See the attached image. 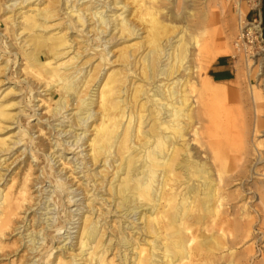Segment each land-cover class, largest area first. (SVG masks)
I'll return each mask as SVG.
<instances>
[{"label": "bare ground", "instance_id": "obj_1", "mask_svg": "<svg viewBox=\"0 0 264 264\" xmlns=\"http://www.w3.org/2000/svg\"><path fill=\"white\" fill-rule=\"evenodd\" d=\"M7 1L3 2V6L0 5L2 10L6 9L4 5ZM26 1L28 0H20L19 4ZM34 1L36 0L28 3ZM52 1L47 0L48 3ZM103 1L99 8L91 0H88L90 6L85 8L76 6L77 0L71 6L62 7V10L70 8L65 14L75 19V27V24L83 27L88 20H94L91 24L94 37L91 40L97 42L88 45L87 50L92 49L98 54L99 61L92 68L95 72L90 73L89 70L87 74L78 76L83 68L81 66L75 69L70 66L73 57L57 61L58 56L64 54L61 53L62 49L68 46L67 36L65 33L45 34L37 30L50 27L47 25L50 20L47 7L49 4L21 13L20 28L27 32L25 45L20 44L18 48L24 60L21 71L25 72V79L30 76L43 82L45 87L53 89L51 94L54 92V95H59L55 101L51 94L48 98L51 114H60L61 110L66 109L76 99L72 120L78 127L76 129L81 131L73 134L74 144L57 137V145L66 143V149L74 146L76 149L89 141L88 153L83 155L80 163L82 170L85 169L83 177L86 178V184L90 179L89 183L91 180L93 184L97 183L95 187L107 186L110 192L109 203L113 202L114 211L122 212L125 218L142 207H147L146 211L138 212L142 226L134 224L129 234L121 235L118 239L116 237L112 242L116 236L113 232L114 237H110L106 243V238L103 239L109 226L101 224L102 218L94 219L93 199L90 197L98 199L100 196L93 189L90 196L85 197L91 207L88 208L87 205L89 215L82 220L81 231H78V253L69 260H63L61 255H54L51 259L54 239L53 235L47 236L57 231L56 235L60 234L61 238L65 233V230L60 232L65 228L64 223L59 220L49 232L46 228L50 224L46 223L50 218L40 219V215L36 217V211H33L36 218H32L35 224L27 226L24 216L18 220L21 208L24 207L22 212L25 213L37 203L34 201L37 197H32L28 190L45 181L39 176H33L34 166L27 163L28 167L22 176L11 175L0 188V257L9 253V247L5 243L7 235L19 230L18 243L25 248L22 258L17 260L20 264H203L204 256L223 248L225 243H209L213 237L208 240L207 237L200 238L197 243L198 240L195 242L196 237L190 231L193 225L207 226L227 220L226 216L221 218L222 208L226 205V196L221 191L225 184L224 172L236 168L238 163L240 168L244 167L249 159L255 164L264 163V65L253 67L250 60L244 68L238 65L236 80L229 92L221 89L220 81L213 80L205 73L211 61L209 45L215 37L220 38L222 35L219 30V17L232 23L228 21L230 13L227 12L223 0L219 1V14L211 7L203 12L199 20L198 34L202 37L199 41L192 30L195 23L190 18V11L183 17L186 26H181L180 29L160 12L166 8L165 13L170 12L176 18L177 15L171 13L173 9L167 6V0H110L106 4ZM118 3L123 4L119 7ZM109 4H114V9L110 10L111 15L105 16L102 12ZM125 12L128 14L124 15ZM89 15L90 18L87 19ZM128 15L140 21V25L144 27V36L141 37L139 32L142 27L128 18ZM4 20L11 22L9 29L5 30L16 33L12 28L15 20H12L11 15H6ZM110 26L111 30H117L119 38L122 36L123 42L139 35L137 38L140 39L122 47L118 56L121 67L110 71L99 81V74L105 64L112 63H105L110 62V50L102 46L113 38L103 43L101 41ZM14 36L17 37V33ZM99 47L101 48L98 49ZM191 47H194L193 51L197 50L196 54L191 51ZM221 53L225 54L227 51L220 50L217 54ZM137 68L139 82L132 80L128 83L130 78L137 76ZM98 82L96 99L93 100L91 90ZM90 85L92 86L88 90ZM82 88L85 93L80 96ZM32 90V87L28 88L27 94ZM28 98L25 96V101H33V98ZM93 104L97 106L94 112L91 111ZM9 106L11 105L0 101V130L4 128L5 120L12 117L8 111ZM91 118V124L94 121L97 123L91 129L92 137L85 140V135L82 134L87 133L91 126L85 122ZM50 129L54 130L53 127ZM31 131L32 129L25 130L29 143L34 140L30 135ZM62 131L55 134L60 136ZM83 140L84 143H81ZM7 147L6 138H0V152L7 151ZM51 149L52 146L44 145L41 138L30 149L33 151L32 161H36L43 153L51 172L45 171L42 174L44 178H53L55 182L52 183L56 188L53 191L55 195L53 196L52 191L51 195L48 193L44 203L51 197L62 200V192L67 191L65 198L69 204L75 201V195L68 190L73 184L62 180L53 169L51 159L54 153ZM48 150L50 158L45 155ZM86 155L89 158L83 162ZM61 158L62 156L59 159ZM95 164L103 167L100 174L99 171H93V168L89 169L90 165ZM69 165L73 175L77 170L76 165L79 164L70 160ZM109 167H112L111 173L106 178ZM82 170L76 174L84 173ZM97 174L100 175L99 180L98 177L94 179ZM1 178L3 177L0 175V180ZM77 179L79 182L80 179ZM99 200L106 203V199ZM40 201L41 198L38 202L41 204ZM49 205L50 203L43 208L46 210L45 215L49 213ZM78 209L77 206L75 210ZM68 211L70 212L67 216L73 218L69 208ZM112 211L113 208L110 212ZM38 223L42 235L37 236L40 231L28 233L29 228L33 227L35 230ZM122 225L120 222V227ZM132 229L136 230L134 234ZM143 233L152 235V239L149 242L141 239L140 234ZM135 234H138L137 237ZM241 235V239L248 238L251 235L249 227H244ZM115 241L117 248L113 246ZM59 248L64 251L66 246ZM112 249L118 252L109 259L106 254H110ZM250 249L247 248L248 252Z\"/></svg>", "mask_w": 264, "mask_h": 264}, {"label": "rangeland", "instance_id": "obj_2", "mask_svg": "<svg viewBox=\"0 0 264 264\" xmlns=\"http://www.w3.org/2000/svg\"><path fill=\"white\" fill-rule=\"evenodd\" d=\"M4 1L7 0H0V5L3 6ZM29 1L32 0H28L19 4L20 0H8L4 5L6 9L2 10L3 7H0V101L3 102V104L11 105L8 107V111L12 115L10 119L5 120L3 123L4 128L0 130V138H6V143L8 145L7 151L0 152V175L3 177L0 180V188L10 179L11 175L13 176L16 174L17 177L20 175L22 176L26 172L25 169L28 167V165L31 164L34 166L32 167V169L34 168L33 176H39L41 179H45V181L41 184H36L34 187L28 190L31 196H36L38 200H34L37 202L36 205H34L30 210H26L25 213L22 212L24 207L21 208L19 210L18 220H20L21 216H24V219H27V226H30L32 223L35 224V221H33L32 218H36L38 215H40V219L49 217L50 220L46 223L50 224L46 228V230L48 229L47 231L49 232L53 230L54 225H56L57 222L61 220L65 225V228L60 230V232L65 230V233L61 235L62 237L59 238L60 234L56 235L57 231L51 232V234L47 236L50 237L53 235L52 239H54V250L50 258L53 259L54 255H61L63 260H69L79 251L77 244L78 231H81L82 220L89 215L88 208L91 207L90 204H87L88 200H85V197L86 195L89 197L93 189H95L94 191L97 192L98 196H100L98 199L90 197V199H93L92 207L94 209V219L97 217L102 218L101 224H104L106 227L109 226L103 239L105 240L106 238V243H108L110 237H114L113 232L116 233V236L112 239V242L116 237L118 239L121 235L129 234L131 231L130 228H132L134 224L135 226L141 227L142 224L141 220L138 219V212H144L148 208L142 207L141 209L137 210L135 214L131 213L126 218L125 215H122V212L117 213V210L114 211L115 205H113V202L110 204L108 201L110 200V192L107 186L103 185V187L100 188L98 185L95 187L97 183L93 184V180H91V183H89L90 179L87 180L86 184V178L83 177V174H85V169L82 170V165H80V163L83 155L88 153L89 148L87 143H89V141L76 149H74L75 146L71 149H66V143L61 146L57 145L59 143L57 137L62 139V141L65 140V142H72V144H74L73 134L75 132L80 133L81 131L80 129H76L78 127L75 126L74 121L72 120V116L75 113L74 108L76 106V99L74 102L73 99L72 104H69L66 109L61 110L60 114H51L49 106L50 102L48 98L53 89H51L49 86L45 87L43 82H39L30 76H27V79H25L26 74L24 71H21L24 68V60L18 51L20 44L25 45L24 41L27 33L26 31H22V28H20L21 24L19 22L22 21L21 13L28 12L27 10H33L49 4L47 7H49L48 15L50 20L47 22V25L50 27L46 30H43L42 28L37 30H39L40 33L45 34L57 32L65 33L68 39V46L62 49L61 53L64 54L59 55L57 61H65L73 57L71 59L72 64L70 66H73L75 69L81 66L83 68L78 76L87 74L89 70H91L90 73L95 72L92 70V68L99 61L98 54L94 50H87V48H89L88 45H93L97 42L95 40H91L94 37V32L92 29L93 25L91 26L94 20H88L86 23H84L83 27H81L79 24H75L77 25L76 27L74 26L73 22L75 19L68 17L65 14L69 12L70 8L68 10H62V7L64 8L69 5L71 6L76 0H53L51 3H48L47 0H41L39 3L38 0L28 3ZM77 1L78 2L75 5L80 8L88 7L91 4L88 2V0ZM91 1L97 4L96 8H99L102 4V0ZM219 1L220 0H192L191 2V0H167V6L173 9V12L171 13L177 15L176 18H174L173 15H170V12L168 13L169 15L165 13L167 10L166 8L165 10L163 9L164 11L160 12H162L163 15H166L168 19L173 21L178 29H180L181 26H186V23L183 21V17L187 12L190 11V18L194 20L195 23V25L192 26V30L195 34V37L199 41V39L202 38L200 37V34H198V29L200 27L199 20L203 12H207L209 7L215 9L217 14H219L221 10V3ZM103 2L106 4L110 2V0H104ZM223 2L224 5L226 4L225 7L227 12L230 13L228 16V21L230 20L232 23H228L223 20L222 17H219L218 24L222 35L220 38H217L218 36L215 37L213 42H211L209 45V57L211 58V61L207 66L209 67L210 63L219 55H228L234 61V79L227 82L220 81L221 89L229 92L233 89V83L236 80V70L238 65L244 68L246 67L248 60H250V64L253 67L257 66L258 64L264 65V38H261L260 35V8L262 0H223ZM122 4L123 3H118L117 5L120 7ZM113 5L114 4H109V7H105V11L102 13H104L105 16L111 15L112 12H110V10L114 9ZM22 6L23 8H20ZM59 7L61 8L59 9ZM91 11L93 12L94 10ZM7 12L9 13L6 14ZM127 14L128 12L124 13V15ZM6 15H11L12 20H15V25L12 26V28L17 33V37L14 36L16 33H12L11 30L9 32L8 30H5L9 29L11 23L9 21L7 23L4 20ZM127 17L131 18L139 27H142V32H139L141 33V37L144 36V27L142 24L140 25V21L131 15H128ZM89 18L90 15L87 17V19ZM110 24H112V22H110ZM7 25L9 26L7 27ZM78 29H82V31H79ZM4 33L6 34L4 35ZM170 35L173 36L174 33H170ZM102 37V43L113 38L102 46V48L105 47L106 49L110 50V53L108 54V59H110V62L105 63H112L109 65L105 64L103 70L99 74V81L102 80V78H105L106 74H108L110 71L118 70L121 67L122 63L120 62L118 56L122 51V47L140 39L136 37L134 39H129L127 42H123L121 39L122 36L119 38V33H117L116 29L111 30V26L108 27L107 32H105ZM100 48L101 47L98 49ZM193 50L194 47H191V51ZM220 50L227 51V53L217 54ZM75 52L77 53L76 55ZM196 52L197 50L193 51L194 54H196ZM208 67H206L205 73H207ZM137 78L140 79L138 68L137 76L130 78L128 83H131L132 80H137L136 83L139 82ZM254 83L255 85L257 84L255 80ZM98 85L99 82L95 84L91 90V94H93V98L91 99L93 100L96 99ZM91 86L92 85L88 87V90ZM30 87H32L33 90L27 94L28 88ZM83 88L81 92H79L80 96L84 95L83 93H85ZM51 95L53 96V101L58 99V94L54 95L53 92ZM25 96L27 99H29L28 96L31 99L33 98L34 102L25 101ZM32 104H34L33 108L31 107ZM96 110L97 106L96 104H93L91 111L94 112ZM31 114L33 115L29 117ZM91 120L92 118L86 121V125L91 124ZM94 123L96 124L97 121H94L93 124L88 127L89 131H87V133L82 134L85 135V140L87 137H92L90 136V133ZM20 125L22 127L18 128ZM50 127H53L54 130H51ZM29 129H32L30 132V135H32V138L34 139L32 143L28 142L27 135L25 133V130ZM61 131L62 133L60 136L55 134ZM38 138H41L44 145H49V147L52 146L50 151L54 153V155L52 154L53 158L51 160L53 161H51V164H53V169L58 173L59 176H61L62 180L67 181L69 184H73L68 190L72 192V195H75L73 198V200H75L74 202L72 201L68 204L67 199L65 198L67 191H64L61 194L62 200H59L58 197L54 199L51 197L46 203H44L47 199L46 196L48 193L51 195L52 191L53 196L55 195L53 191H55L56 188L53 187V184L55 183L53 182L54 179L52 178L49 180L48 178H44L42 174L45 171L51 172L49 165L46 164L45 157H43V153L38 159H36V161H32L33 151L30 149ZM85 140H83L81 143H84ZM50 151L48 150L45 152V155H48L49 158ZM78 151L80 152L79 154L77 153ZM60 156H62L61 159H59ZM88 156L89 155L85 156L83 162L88 160ZM70 160L79 164L76 165L77 170L74 171L73 175L71 174V169L69 167ZM27 163L28 165L26 166ZM37 168L38 171L36 172ZM91 168L94 169L93 171H99V174L100 170H103V167L100 165L98 166L97 164L92 166L90 165L89 169ZM108 169L109 171L106 178L110 176L112 167H109ZM79 170H82L84 173L76 174V172ZM99 174H97L94 179L98 177L99 180ZM262 175H264V163L255 164L253 161L251 162L250 159L248 162H246L244 167L240 168L238 163L236 164V168H233L229 172H224V176H226L225 184L221 191H223V194L226 196V205L222 208L221 218L226 216L227 220L224 223H215L207 226L203 224L193 225L192 230L190 231L196 237L195 242L198 240L197 243H199L200 238L206 237L207 240L210 237H213V240L209 242L211 244L215 241L225 243L223 248L216 250L214 249L215 251L212 254H207L208 256H204L203 264H264V203H262V197H264V180L261 179ZM77 178L80 179L79 182H77ZM90 187L92 189H90ZM40 189L41 192H39ZM57 191L59 190L57 189ZM86 191L87 194H85ZM38 193H41V195ZM40 198L41 204L38 203ZM99 198L104 200L106 199V203H103L101 200H99ZM32 201L33 200H31L30 204H32ZM49 203V213L45 215L46 210L43 208L48 206ZM77 206L79 209L75 210ZM68 208L71 210V216H74L73 218L67 216L68 212H70L68 211ZM112 208L113 211L110 212ZM33 211H36V217L33 216ZM120 222L123 223L121 227ZM37 225L38 226L34 227L35 230L33 227H30L28 233L29 231H40L37 236H41L42 232L40 230L39 223ZM244 227H249L251 235L248 238L241 239V231ZM20 231H22L23 235L25 234L23 228H21ZM132 231L134 234L136 230L132 229ZM17 232H19V230L7 235L5 243L9 247V253L0 257V264L21 263L17 260L22 258L25 248L23 247V244L19 245V234H17ZM67 232L68 234H66ZM137 235L138 234H135L134 236L137 237ZM140 235L141 239L146 240V242H149L153 237L152 235L145 233ZM63 239L64 241H62ZM27 245L28 243L26 246ZM63 245L66 246L64 251L60 250L59 248ZM113 246H115V248L118 247L116 245V241L114 242ZM213 246L214 244L212 247ZM248 247L251 248L249 252L247 250ZM117 252L118 251L116 249H112L111 253L106 254V256L110 259L112 255L114 253L117 254ZM85 256L87 257V255ZM116 259H118V255Z\"/></svg>", "mask_w": 264, "mask_h": 264}, {"label": "crops", "instance_id": "obj_3", "mask_svg": "<svg viewBox=\"0 0 264 264\" xmlns=\"http://www.w3.org/2000/svg\"><path fill=\"white\" fill-rule=\"evenodd\" d=\"M209 67L207 74L215 81L227 82L235 77L234 61L228 55L217 56L210 63Z\"/></svg>", "mask_w": 264, "mask_h": 264}, {"label": "trees", "instance_id": "obj_4", "mask_svg": "<svg viewBox=\"0 0 264 264\" xmlns=\"http://www.w3.org/2000/svg\"><path fill=\"white\" fill-rule=\"evenodd\" d=\"M261 18H260V28L262 37H264V0H262L261 8H260Z\"/></svg>", "mask_w": 264, "mask_h": 264}, {"label": "built area", "instance_id": "obj_5", "mask_svg": "<svg viewBox=\"0 0 264 264\" xmlns=\"http://www.w3.org/2000/svg\"><path fill=\"white\" fill-rule=\"evenodd\" d=\"M260 18H261V16H260ZM260 35H261V38H264V37H262L261 28H260ZM261 179L264 180V175H262V178Z\"/></svg>", "mask_w": 264, "mask_h": 264}]
</instances>
